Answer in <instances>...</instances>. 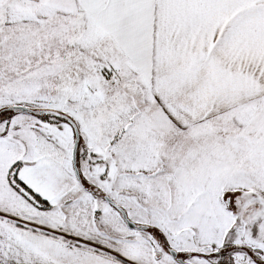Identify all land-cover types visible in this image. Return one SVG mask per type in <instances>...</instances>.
<instances>
[{"label":"snow or ice","instance_id":"1","mask_svg":"<svg viewBox=\"0 0 264 264\" xmlns=\"http://www.w3.org/2000/svg\"><path fill=\"white\" fill-rule=\"evenodd\" d=\"M0 264H264V0H0Z\"/></svg>","mask_w":264,"mask_h":264}]
</instances>
